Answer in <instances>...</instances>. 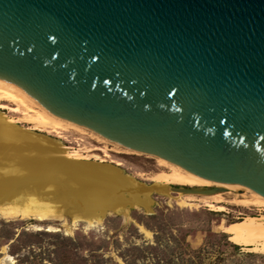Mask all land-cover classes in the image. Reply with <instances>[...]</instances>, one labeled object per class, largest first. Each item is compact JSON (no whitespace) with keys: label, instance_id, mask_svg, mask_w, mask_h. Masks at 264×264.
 <instances>
[{"label":"water","instance_id":"1","mask_svg":"<svg viewBox=\"0 0 264 264\" xmlns=\"http://www.w3.org/2000/svg\"><path fill=\"white\" fill-rule=\"evenodd\" d=\"M0 80L107 141L264 198V0H0Z\"/></svg>","mask_w":264,"mask_h":264},{"label":"rangeland","instance_id":"2","mask_svg":"<svg viewBox=\"0 0 264 264\" xmlns=\"http://www.w3.org/2000/svg\"><path fill=\"white\" fill-rule=\"evenodd\" d=\"M10 108L13 105L0 101V115L6 121L56 142L64 152L81 151L91 162L113 167L120 163L116 168L121 173L152 192L147 208L129 206L127 212V207L121 208L126 209L123 214L108 215L91 227L84 221L74 225L69 216L45 221L0 220V264H184L186 246L198 251L216 234H224L238 246L237 253L264 256V252L244 247L239 235L249 216L264 218V208L242 204L249 198L243 190L224 189L218 205L223 212L211 210L200 199L183 205L178 195L166 196L153 189L157 177L169 172L157 158L125 153L73 130H38L23 112L14 113ZM225 264L237 263L232 257Z\"/></svg>","mask_w":264,"mask_h":264},{"label":"bare ground","instance_id":"3","mask_svg":"<svg viewBox=\"0 0 264 264\" xmlns=\"http://www.w3.org/2000/svg\"><path fill=\"white\" fill-rule=\"evenodd\" d=\"M0 101L13 105L14 108L10 109L14 113L23 112L26 119L38 130L50 129L55 133L60 130H73L90 135L122 152L134 153L52 115L17 86L2 80ZM6 106L1 105V108H7ZM28 137L24 138L23 134L6 127L0 117V220L35 218L45 221L69 216L74 225L84 221L91 227L101 221L103 211L127 206L148 207L149 194L152 191L149 192L121 173L116 168L121 167L120 163L116 167L97 164L84 157L81 151L64 152L60 150L59 144L47 138L34 135ZM157 161L169 170L157 177V185L153 187L163 195L170 196L173 186L202 189L229 187L236 192L243 190L249 195L242 202L243 205L264 208V198L249 189L211 183L166 161ZM178 197L183 205L186 202H198L200 199L211 210H225L218 206L222 202L221 193ZM239 235L244 247L250 251L264 252V218L249 216Z\"/></svg>","mask_w":264,"mask_h":264},{"label":"trees","instance_id":"4","mask_svg":"<svg viewBox=\"0 0 264 264\" xmlns=\"http://www.w3.org/2000/svg\"><path fill=\"white\" fill-rule=\"evenodd\" d=\"M212 238V241H207L198 251H190L189 247L186 246V250H184L186 254L184 253V257L182 256L181 259L182 263L225 264L228 258L233 257L237 264H264V256L253 253L244 254L241 251L237 253L239 247L229 242L224 234H216Z\"/></svg>","mask_w":264,"mask_h":264}]
</instances>
